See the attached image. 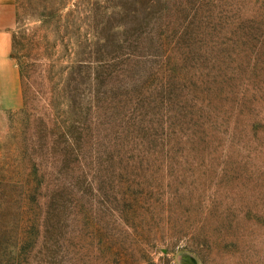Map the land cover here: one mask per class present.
<instances>
[{"label":"rangeland","instance_id":"1","mask_svg":"<svg viewBox=\"0 0 264 264\" xmlns=\"http://www.w3.org/2000/svg\"><path fill=\"white\" fill-rule=\"evenodd\" d=\"M14 2L0 264H264V0Z\"/></svg>","mask_w":264,"mask_h":264},{"label":"crops","instance_id":"2","mask_svg":"<svg viewBox=\"0 0 264 264\" xmlns=\"http://www.w3.org/2000/svg\"><path fill=\"white\" fill-rule=\"evenodd\" d=\"M16 9L14 0H0V111L23 104L21 76L11 55Z\"/></svg>","mask_w":264,"mask_h":264},{"label":"trees","instance_id":"3","mask_svg":"<svg viewBox=\"0 0 264 264\" xmlns=\"http://www.w3.org/2000/svg\"><path fill=\"white\" fill-rule=\"evenodd\" d=\"M51 15H52V12L51 11H49L48 13H42L41 14V18H43V19H48L49 20V16L51 17ZM46 20H43V21H46ZM13 47H14V41H13V44H12V52H14V50H13ZM16 57H18L17 55H15ZM204 113V112H203Z\"/></svg>","mask_w":264,"mask_h":264}]
</instances>
